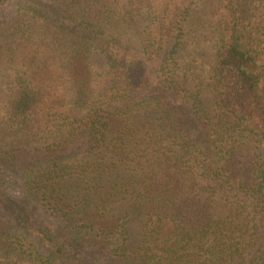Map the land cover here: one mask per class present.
I'll list each match as a JSON object with an SVG mask.
<instances>
[{
  "label": "trees",
  "instance_id": "trees-1",
  "mask_svg": "<svg viewBox=\"0 0 264 264\" xmlns=\"http://www.w3.org/2000/svg\"><path fill=\"white\" fill-rule=\"evenodd\" d=\"M0 264H264V0H0Z\"/></svg>",
  "mask_w": 264,
  "mask_h": 264
},
{
  "label": "rangeland",
  "instance_id": "rangeland-1",
  "mask_svg": "<svg viewBox=\"0 0 264 264\" xmlns=\"http://www.w3.org/2000/svg\"><path fill=\"white\" fill-rule=\"evenodd\" d=\"M11 141V140H10ZM14 261H17V262H20V263H22L23 262V260L22 259H20V258H18V257H11Z\"/></svg>",
  "mask_w": 264,
  "mask_h": 264
}]
</instances>
